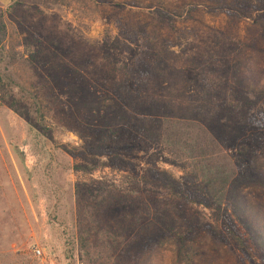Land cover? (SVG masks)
Listing matches in <instances>:
<instances>
[{"label":"rangeland","instance_id":"obj_1","mask_svg":"<svg viewBox=\"0 0 264 264\" xmlns=\"http://www.w3.org/2000/svg\"><path fill=\"white\" fill-rule=\"evenodd\" d=\"M14 1L19 7L8 12L2 7L0 15V68L23 51L19 45L28 39L43 42L39 64L19 57L11 69L26 88L15 87L14 94H38L48 135L0 100V264H86L109 234L105 218L87 214L96 188L104 186L129 202H140L159 194L139 181L153 162L179 180L184 181L185 173L183 160L169 153L168 144H145L143 138L140 144L134 128L109 139L93 136L90 123L63 91L88 86L104 95L114 77H134L133 91L175 95L176 108L197 107L204 92L220 87L213 84L215 64H227L230 71L238 70L228 93L244 90L247 83L240 72L247 69L254 74L250 83L263 93L264 15L234 0ZM55 38L59 50L52 45ZM0 90L10 101L11 89ZM260 154L264 180V148ZM78 185L84 204L77 200ZM244 192L264 224V187ZM128 205L109 210L114 225L135 210ZM192 211L223 226L215 210L193 206ZM239 231L246 237L244 229ZM76 237L88 238L85 250ZM214 242L212 235L201 232L193 264H252L245 254ZM170 249L163 250L161 264H170ZM250 249L255 263L264 264L262 254Z\"/></svg>","mask_w":264,"mask_h":264},{"label":"trees","instance_id":"obj_2","mask_svg":"<svg viewBox=\"0 0 264 264\" xmlns=\"http://www.w3.org/2000/svg\"><path fill=\"white\" fill-rule=\"evenodd\" d=\"M234 1L262 11L264 15V0ZM19 5L13 0L6 11L15 10ZM3 13L0 6V15ZM52 45L57 50L61 47L56 38ZM19 46H23V51L16 52L15 57L0 68V88L8 86L11 89L10 101L1 90L0 100L46 136L47 127L43 123V107L38 94L28 92L21 97L14 94L15 87L22 91L26 88L11 69L19 57L39 64L43 42L28 39ZM2 55L1 52L0 60ZM146 64L143 62L141 66ZM215 66L218 76L213 84L220 87L204 92L197 107L176 108L175 95L133 91L130 82L134 77H114V86L104 95L88 86L63 91L65 99L84 114L93 136L109 139L125 132L126 127L134 128L140 144L142 138L145 144H168L169 153L183 160L181 169L185 173L184 181L179 180L153 162L140 175L139 181L159 189V194L140 202H129L128 197L118 196L116 190L104 186L96 188L94 203L89 205L87 214L91 218L97 214L105 218L109 234L104 236L106 243L96 251V257L86 260V264H161L160 259L166 256L163 250L168 246L172 252L170 264H193L198 236L203 231L213 236L214 243L225 245L234 253L245 254L252 264L256 263L250 247L258 250L264 259V224L259 221V213L248 206L244 192L245 188L264 187L260 154L264 148V137L261 136L264 131L261 123L264 90L261 93L250 83L254 81V74L250 75L253 71L247 69L240 72L244 84L247 83L244 90L228 93L226 89L231 86L229 83H235L238 70L230 71L227 64ZM99 147L108 148L104 144ZM110 167L114 171L123 170L115 165ZM77 190H80L78 203L84 204L81 186L78 185ZM125 203L135 210L115 219L114 225V220L108 217L109 210ZM193 206L219 212L221 218L218 216L217 219L223 221V226L219 221L212 222L206 214L192 211ZM239 227L244 229L246 237ZM76 238L80 247L88 240L87 237Z\"/></svg>","mask_w":264,"mask_h":264},{"label":"crops","instance_id":"obj_3","mask_svg":"<svg viewBox=\"0 0 264 264\" xmlns=\"http://www.w3.org/2000/svg\"><path fill=\"white\" fill-rule=\"evenodd\" d=\"M12 2L13 0H0V6L4 8L10 5Z\"/></svg>","mask_w":264,"mask_h":264},{"label":"built area","instance_id":"obj_4","mask_svg":"<svg viewBox=\"0 0 264 264\" xmlns=\"http://www.w3.org/2000/svg\"><path fill=\"white\" fill-rule=\"evenodd\" d=\"M34 252H35L36 254H38V255H40V254H41V251H40V249H35V250H34Z\"/></svg>","mask_w":264,"mask_h":264}]
</instances>
